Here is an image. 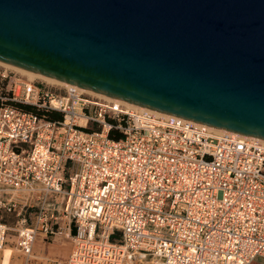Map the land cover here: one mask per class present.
Instances as JSON below:
<instances>
[{
    "label": "built area",
    "instance_id": "2783aa9c",
    "mask_svg": "<svg viewBox=\"0 0 264 264\" xmlns=\"http://www.w3.org/2000/svg\"><path fill=\"white\" fill-rule=\"evenodd\" d=\"M210 128L0 66V251L66 230L59 264H264V142Z\"/></svg>",
    "mask_w": 264,
    "mask_h": 264
},
{
    "label": "water",
    "instance_id": "95a60500",
    "mask_svg": "<svg viewBox=\"0 0 264 264\" xmlns=\"http://www.w3.org/2000/svg\"><path fill=\"white\" fill-rule=\"evenodd\" d=\"M0 61L264 140V0H0Z\"/></svg>",
    "mask_w": 264,
    "mask_h": 264
},
{
    "label": "rangeland",
    "instance_id": "374dc122",
    "mask_svg": "<svg viewBox=\"0 0 264 264\" xmlns=\"http://www.w3.org/2000/svg\"><path fill=\"white\" fill-rule=\"evenodd\" d=\"M0 66H3V65H0ZM7 68H9V67H7ZM10 69H12V68H10ZM12 70H14V69H12ZM14 71H16V70H14ZM16 72H18L19 74H21L22 76H24L26 78L35 79V80H42L44 82H47V83H49L51 85L56 86L58 88V90L66 91V90L70 89L69 87L61 85V84L51 83V82H48V81L40 79V78H33V77L29 76L28 74H25V73H22V72H19V71H16ZM64 231L65 232L63 234H59V235H57V237L49 238L48 242H45V240H43V237H42L43 235H39L37 240L43 241V244L47 248L48 247L50 248V249L46 248L47 254H46L45 258L53 256L51 254V251H53V250L58 251L57 255H55V260H50V262H49V261H45L46 259H44L45 262H49V263H52V264H59V263L65 261L67 259L68 254H69V247L71 245L72 238H71V236H68L66 234L67 233L66 230H64ZM10 246L14 247L13 243H10ZM16 252H17V254L19 256L24 258V260H25L24 264H27L28 260H32V259L34 260V258H32V257H34L33 253L31 255H24L23 253L18 251V249H16ZM42 258H44V257H42ZM261 262H262V259L261 258H257L255 260L254 264H259ZM40 263H44L43 260L40 261Z\"/></svg>",
    "mask_w": 264,
    "mask_h": 264
},
{
    "label": "bare ground",
    "instance_id": "6f19581e",
    "mask_svg": "<svg viewBox=\"0 0 264 264\" xmlns=\"http://www.w3.org/2000/svg\"><path fill=\"white\" fill-rule=\"evenodd\" d=\"M0 65H3L5 67L12 68V69H14L16 71H19V72H22V73H25V74H28L29 76H31L33 78H40V79L46 80V81L51 82V83L61 84V85L67 86L70 89H75V90H79V91H85L87 93H90V94H93V95H97V96L102 97V98L104 97V98L113 100L116 104H121V105L127 106L129 108H133L135 110H138V111H146V112H150V113H153V114H156V115H164L165 114V113H161V112H158V111H155V110L146 108V107H142V106H139V105H136V104L127 102V101H123V100H120V99H116V98H113V97H110V96H107V95H104V94H101V93H97V92H94V91H90V90L84 89L82 87H79V86H76V85H72V84L66 83L64 81H60V80H57V79H54V78H51V77H48V76H45V75L36 73V72H32V71H29V70H26V69H23V68L14 66V65L9 64V63H5V62L0 61ZM210 129L213 130L214 132H217V133H220V134L221 133L223 134V133L229 132V131H226L224 129L215 128V127H211ZM229 133H232V132H229ZM233 134L238 135V136H244V135H241V134H238V133H233ZM261 140L264 142L263 139H261Z\"/></svg>",
    "mask_w": 264,
    "mask_h": 264
},
{
    "label": "crops",
    "instance_id": "0c3cea01",
    "mask_svg": "<svg viewBox=\"0 0 264 264\" xmlns=\"http://www.w3.org/2000/svg\"><path fill=\"white\" fill-rule=\"evenodd\" d=\"M64 233V232H63ZM63 233H59V234H63ZM57 234V235H59ZM68 235V233H66ZM39 235H43V240H45V242H48L49 238H52V237H49L48 239H45V235L42 233V234H39ZM38 235V237H39ZM57 235L55 237H57ZM37 237V239H38ZM37 242H35V245H34V248H33V254H34V260H28L27 261V264H52V263H49L50 260H55V255H57V252L58 251H51V254L53 256H50V257H46V246L43 244V241H40V240H36ZM47 249H50L49 247ZM72 249V241H71V245L69 247V254H70V251ZM50 254V253H49ZM68 254V256H69ZM44 257V258H42ZM36 258V259H35ZM50 258V259H49ZM68 258V257H67ZM44 259H46L45 261H49V262H45ZM44 263H40V261H42ZM25 260L23 257L19 256L16 252V248L8 245L6 246L4 249H2L0 251V264H24ZM254 264V263H253Z\"/></svg>",
    "mask_w": 264,
    "mask_h": 264
},
{
    "label": "trees",
    "instance_id": "16d2710c",
    "mask_svg": "<svg viewBox=\"0 0 264 264\" xmlns=\"http://www.w3.org/2000/svg\"><path fill=\"white\" fill-rule=\"evenodd\" d=\"M19 106L25 110H28V111H33V112H36V113H39V114H43V112H40L36 107L34 106H31V105H26V104H19ZM48 118L50 119H59L61 118V113L59 112H56V111H47L46 114H45ZM111 137L112 138H118L119 135H116V134H113L111 133Z\"/></svg>",
    "mask_w": 264,
    "mask_h": 264
}]
</instances>
